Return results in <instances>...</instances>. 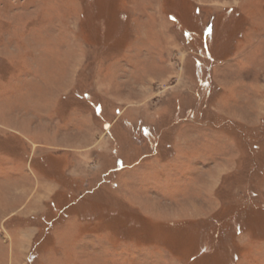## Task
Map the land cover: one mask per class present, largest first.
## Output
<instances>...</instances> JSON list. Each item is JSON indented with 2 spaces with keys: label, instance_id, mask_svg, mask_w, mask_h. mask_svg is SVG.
I'll use <instances>...</instances> for the list:
<instances>
[{
  "label": "rangeland",
  "instance_id": "1",
  "mask_svg": "<svg viewBox=\"0 0 264 264\" xmlns=\"http://www.w3.org/2000/svg\"><path fill=\"white\" fill-rule=\"evenodd\" d=\"M263 239L264 0H0V264H264Z\"/></svg>",
  "mask_w": 264,
  "mask_h": 264
},
{
  "label": "trees",
  "instance_id": "2",
  "mask_svg": "<svg viewBox=\"0 0 264 264\" xmlns=\"http://www.w3.org/2000/svg\"><path fill=\"white\" fill-rule=\"evenodd\" d=\"M205 28H207V27H205ZM205 28L202 31V36H203V32H204ZM210 31H211V29L208 32H206V34L204 35V37H207V36L211 35V32ZM202 36H201V40H203ZM206 42H207V39H206ZM205 49L208 50V48L206 46H205Z\"/></svg>",
  "mask_w": 264,
  "mask_h": 264
},
{
  "label": "crops",
  "instance_id": "3",
  "mask_svg": "<svg viewBox=\"0 0 264 264\" xmlns=\"http://www.w3.org/2000/svg\"><path fill=\"white\" fill-rule=\"evenodd\" d=\"M120 21H121V20H120ZM206 32H208V31H207L206 28H205L203 34L205 35ZM246 234L249 235V236H251L252 239H254V237H253V235H251V233L246 232ZM254 240H255V239H254ZM259 241H264V239H263V240H259ZM239 247H241V246L239 245Z\"/></svg>",
  "mask_w": 264,
  "mask_h": 264
}]
</instances>
